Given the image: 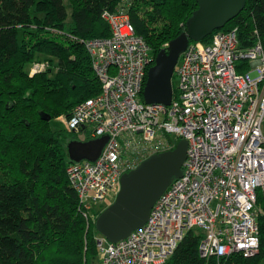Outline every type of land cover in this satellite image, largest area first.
<instances>
[{
  "label": "built area",
  "instance_id": "2783aa9c",
  "mask_svg": "<svg viewBox=\"0 0 264 264\" xmlns=\"http://www.w3.org/2000/svg\"><path fill=\"white\" fill-rule=\"evenodd\" d=\"M102 18L111 36L84 41L101 92L59 118L70 134L83 131L90 141L108 136L95 161L68 168L85 218L95 223L101 206L117 196L122 176L144 161L174 150L182 139L188 150L182 177L156 201L146 225L116 243L96 236L100 264H164L193 229L204 235V258L254 256L257 195L264 191V45L258 33L250 47L241 46L236 28L216 32L209 42H190L166 106L143 100L155 58L127 10H106ZM49 67L33 62L30 76Z\"/></svg>",
  "mask_w": 264,
  "mask_h": 264
},
{
  "label": "trees",
  "instance_id": "16d2710c",
  "mask_svg": "<svg viewBox=\"0 0 264 264\" xmlns=\"http://www.w3.org/2000/svg\"><path fill=\"white\" fill-rule=\"evenodd\" d=\"M120 6L154 58L199 8L197 0H0V264H97V230L68 175L70 133L53 121L101 92L84 41L109 38L102 13ZM235 28L242 47L254 44L255 32L264 45V0H246L222 30ZM37 61L50 67L31 77ZM256 208L254 256L204 258V235L193 229L164 264H264V191Z\"/></svg>",
  "mask_w": 264,
  "mask_h": 264
},
{
  "label": "water",
  "instance_id": "95a60500",
  "mask_svg": "<svg viewBox=\"0 0 264 264\" xmlns=\"http://www.w3.org/2000/svg\"><path fill=\"white\" fill-rule=\"evenodd\" d=\"M246 0H197L199 8L186 24V30L160 51L148 71L143 90L147 104L169 106L173 99V78L180 55L191 41H203L237 17ZM49 121L50 118H47ZM108 142L103 136L88 142L71 141L67 144L70 160L95 161ZM188 142L182 139L176 148L149 158L135 171L122 176L115 201L99 214L94 225L109 242L126 239L148 222L156 201L169 185L183 175Z\"/></svg>",
  "mask_w": 264,
  "mask_h": 264
},
{
  "label": "rangeland",
  "instance_id": "374dc122",
  "mask_svg": "<svg viewBox=\"0 0 264 264\" xmlns=\"http://www.w3.org/2000/svg\"><path fill=\"white\" fill-rule=\"evenodd\" d=\"M142 4V3H141ZM156 59V58H155ZM240 64V62H238L237 63V65H239ZM30 67H29V70H28V72H29V75H30ZM245 72H247V71H245ZM44 73V72H43ZM238 73H242V71L240 70V69H238ZM244 73V72H243ZM55 74L53 73L52 74V77L54 76ZM35 76V75H34ZM50 76H51V74H50ZM251 77L252 78H255V77H257V73H253V74H251ZM173 81H174V84H175V86L177 87V78L174 76V78H173ZM76 106V105H75ZM75 108V107H74ZM73 108V109H74ZM73 111V110H72ZM66 116V114H62L60 117H65ZM60 117H58V118H56V120H54L53 121V123H54V125H55V127L58 129V130H65V128H64V126H63V124L59 121V118ZM263 129H264V124H263ZM89 136L87 135V133H85V132H78V133H73V134H70V136H69V141H68V143L69 142H71V141H73V140H75V141H79V142H88V141H90L89 139ZM67 143V144H68ZM115 199H116V197L113 199V201H109L108 203H106V204H104V206L103 207H101V209L103 210H105L108 206H110L114 201H115ZM103 210V211H104ZM99 211V210H98ZM101 214V213H100ZM97 235H101L99 232H97ZM97 264H99V257H98V261L96 262Z\"/></svg>",
  "mask_w": 264,
  "mask_h": 264
}]
</instances>
